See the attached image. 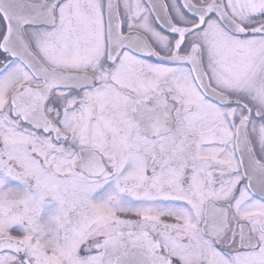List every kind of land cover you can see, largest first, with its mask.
Masks as SVG:
<instances>
[{"label": "snow or ice", "instance_id": "obj_1", "mask_svg": "<svg viewBox=\"0 0 264 264\" xmlns=\"http://www.w3.org/2000/svg\"><path fill=\"white\" fill-rule=\"evenodd\" d=\"M0 264H264V0H0Z\"/></svg>", "mask_w": 264, "mask_h": 264}]
</instances>
